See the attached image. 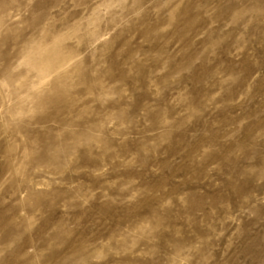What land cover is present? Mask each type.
<instances>
[{
  "label": "rangeland",
  "instance_id": "1",
  "mask_svg": "<svg viewBox=\"0 0 264 264\" xmlns=\"http://www.w3.org/2000/svg\"><path fill=\"white\" fill-rule=\"evenodd\" d=\"M0 264H264V0H0Z\"/></svg>",
  "mask_w": 264,
  "mask_h": 264
}]
</instances>
